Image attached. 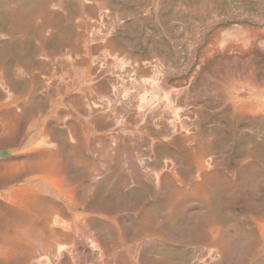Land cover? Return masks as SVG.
Here are the masks:
<instances>
[{
  "label": "rangeland",
  "instance_id": "obj_1",
  "mask_svg": "<svg viewBox=\"0 0 264 264\" xmlns=\"http://www.w3.org/2000/svg\"><path fill=\"white\" fill-rule=\"evenodd\" d=\"M0 264H264V0H0Z\"/></svg>",
  "mask_w": 264,
  "mask_h": 264
}]
</instances>
